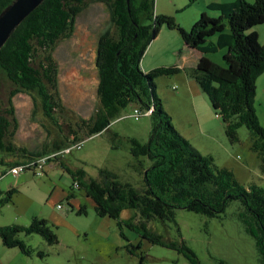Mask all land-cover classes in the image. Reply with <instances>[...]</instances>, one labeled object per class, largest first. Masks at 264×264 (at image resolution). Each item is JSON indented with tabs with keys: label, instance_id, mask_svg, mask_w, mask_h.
<instances>
[{
	"label": "trees",
	"instance_id": "16d2710c",
	"mask_svg": "<svg viewBox=\"0 0 264 264\" xmlns=\"http://www.w3.org/2000/svg\"><path fill=\"white\" fill-rule=\"evenodd\" d=\"M15 1L0 0V16ZM97 1L107 3L115 26V32H105L98 42V111L90 120L82 121L79 132L73 131L72 141L66 138V142L56 143L51 151L35 153L16 147L11 141L16 127L13 97L21 92L36 93L45 116L55 120V113L63 106L53 51L61 40L71 37L78 16L88 4ZM206 9L220 16L213 18ZM206 9L187 31L175 17L156 15L155 0H44L0 50V78L5 76L15 88L6 108L0 101V164L10 170L43 158L55 161L67 155L63 152L68 148L109 132L121 112L135 105V110L140 112L137 120L142 117L152 120L146 143L128 138L130 151L137 160L135 169L143 176L141 190L122 182L116 173L107 169L100 171L99 179H94L84 169L72 170L63 165L73 176L74 186L83 188L93 200L98 216L120 221L124 210H134L139 218L120 221L122 228L125 224L141 232L151 243L177 251L190 264H203L184 240H165L149 228V222H175L176 210L181 209L209 219L221 218L233 202H240L243 209L238 214L239 220L254 238L260 262L264 264V187L256 183L243 186L233 171L218 167L212 156L203 155L178 132L157 96L155 79L183 69L178 66L149 72L142 69L143 57L162 28L179 30L186 47L202 54L192 69L193 78L208 97L216 118L225 125L226 136L231 142H237L238 130L247 128L252 136L251 149L264 165V126L256 108L258 80L264 74V43L260 42L257 31L264 25V0L218 1L208 4ZM216 34L219 37L214 42L211 38ZM224 48L228 50L224 66L208 58ZM132 117L135 118L134 113ZM119 138L115 133V149L120 145L121 141L116 143ZM2 155L19 160L5 161ZM17 192L11 188L4 198L0 193V205L11 203ZM79 214H87L85 207L80 208ZM21 234L40 235L49 245L59 242L49 221L43 218H33L29 226H0V239L6 247L19 248L31 256L33 250L19 238ZM38 254L44 257L43 253Z\"/></svg>",
	"mask_w": 264,
	"mask_h": 264
},
{
	"label": "rangeland",
	"instance_id": "374dc122",
	"mask_svg": "<svg viewBox=\"0 0 264 264\" xmlns=\"http://www.w3.org/2000/svg\"><path fill=\"white\" fill-rule=\"evenodd\" d=\"M206 2L155 0V14L173 16L183 29L190 31L204 12L201 10L207 8ZM206 11L212 13L213 18L220 16L218 12ZM226 26L229 31L227 23ZM107 31L115 32L109 6L104 1L89 3L78 16L71 37L61 40L53 51L58 70V94L63 106L55 113V120L45 116L36 93L21 92L13 97L16 127L12 128L15 131L11 141L16 147L35 153L51 151L56 143L66 142V138L72 141L73 131L79 132L82 121L95 115L100 107L96 65L98 42ZM218 37L216 34L211 40L216 42ZM188 51L179 30L163 27L148 47L142 69L149 72L160 67L177 66ZM227 52L224 48L208 58L224 66ZM192 69L155 79L157 96L164 110L172 117L181 135L196 142L199 147L193 146L203 155L212 156L218 167L233 171L239 183L245 187L253 183L264 186V165L251 149L252 136L247 128L241 127L238 141L231 142L226 136L225 125L214 113V120L203 128L200 125L199 120L209 113L211 105L194 80ZM183 77L199 89L195 100L194 93L185 89ZM14 89L5 76L0 78V101L4 108L8 106ZM135 108L131 105L124 109L120 118L111 124L109 132L87 139L81 150L74 149L70 154L48 162L43 173L31 169L19 176L5 175L9 168L0 164L3 198L11 188L18 190L11 203L0 205V226H29L33 218L39 217L49 221L59 238L58 244L49 245L40 235L21 234L19 238L33 250L31 256L19 248L6 247L0 239V264H190L177 251L155 245L143 238L141 232L125 224L123 228L119 225L120 221L138 219L136 211L124 210L120 221L98 216L93 200L83 188L74 186L73 176L63 166L72 170L84 169L94 179H99L100 171L107 169L116 173L122 182L141 190L143 176L135 169L137 160L130 151L128 138L146 143L152 120L150 117L133 118ZM256 108L260 109L264 124V105L257 102ZM201 129L208 130V133L201 135ZM115 133L121 137L116 140V143L121 141L117 149L113 141ZM192 136L199 138L200 142ZM1 157L5 161L19 160L12 156ZM58 205L62 207L58 208ZM82 206L87 214H79ZM241 209L240 202H233L226 214L214 219L181 209L176 210L175 222L156 220L149 222L148 226L167 241L184 240L203 264H261L255 240L239 220ZM38 253H43L44 257Z\"/></svg>",
	"mask_w": 264,
	"mask_h": 264
},
{
	"label": "crops",
	"instance_id": "0c3cea01",
	"mask_svg": "<svg viewBox=\"0 0 264 264\" xmlns=\"http://www.w3.org/2000/svg\"><path fill=\"white\" fill-rule=\"evenodd\" d=\"M206 1H208V2H206V5L208 6V4L214 3V2H218V1L229 3V2H234L236 0H206ZM248 1L251 2V3L255 2V0H248ZM201 11H204V10H201ZM210 15H213V14L211 13ZM257 31H258V34H259V40L263 44L264 43V25H262V27H259L257 29ZM152 48H153V46L147 52V58H148L149 55H151ZM188 52L189 53H187L186 56L185 55L183 56V60L180 61V59H179V61L177 63L178 64L177 66L180 69H186V68H194V67H196L197 64H198V62H199V60H200V58L202 57V54L199 53V52H197V51H193V50H190L189 49ZM188 63H190L191 66H189ZM152 67H154V66H152ZM152 69H154V68H152ZM144 72H147V71L144 70ZM183 80H184V85L186 86L185 89L187 91H191L192 94L194 93L192 97H193V100H195L196 97H197V94L199 95V92H200L199 89L197 87H195L196 84L194 83L195 84L194 85L191 80L185 79L184 77H183ZM257 102L259 103V105H264V74L258 80V90H257L256 103ZM205 107H207V106H205ZM211 110H212V108H209V113L206 114L204 117H201V119L199 120L200 125L202 126V128H203V126H207L212 120H214V118H213V111H211ZM259 111H260V109H259ZM259 111L257 110V113H258V116H259V119H260L261 124L264 126V124L262 123V120H261ZM197 130L199 132V129L198 128H197ZM201 130H202V134L201 135H203V136L208 133V130H204V129H201ZM192 138L195 141L200 142V139L199 138H194L193 136H192ZM187 139L189 140L188 137H187ZM207 140H209V139H207ZM190 143L192 145H194L195 147H199V145L196 144V142H194L193 140L192 141L190 140Z\"/></svg>",
	"mask_w": 264,
	"mask_h": 264
},
{
	"label": "water",
	"instance_id": "95a60500",
	"mask_svg": "<svg viewBox=\"0 0 264 264\" xmlns=\"http://www.w3.org/2000/svg\"><path fill=\"white\" fill-rule=\"evenodd\" d=\"M44 0H16L0 16V50L8 41L15 29L36 9Z\"/></svg>",
	"mask_w": 264,
	"mask_h": 264
},
{
	"label": "built area",
	"instance_id": "2783aa9c",
	"mask_svg": "<svg viewBox=\"0 0 264 264\" xmlns=\"http://www.w3.org/2000/svg\"><path fill=\"white\" fill-rule=\"evenodd\" d=\"M151 113H152V110L148 111L147 115H150ZM139 115H140V112H139L138 109H136L134 111V117L136 118V120L138 119ZM83 145L84 144H82V143L77 144L76 147L68 148L63 153L64 154H70L73 151L74 148H76L78 150H81L83 148ZM48 162H49V160L47 158H43V159H41V160H39L37 162L31 163V164L26 165V166L25 165H20V166H17V167H13V168H11L8 171V174H11V175H14V176H19L22 172H25L28 168H31V169H33L35 171L38 170L40 173H43ZM61 207L62 206H60V205L58 206V208H61Z\"/></svg>",
	"mask_w": 264,
	"mask_h": 264
}]
</instances>
